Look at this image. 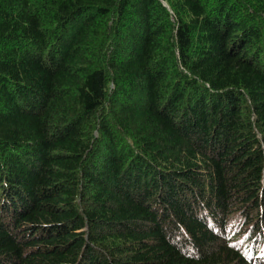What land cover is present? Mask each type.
<instances>
[{"label": "trees", "instance_id": "trees-1", "mask_svg": "<svg viewBox=\"0 0 264 264\" xmlns=\"http://www.w3.org/2000/svg\"><path fill=\"white\" fill-rule=\"evenodd\" d=\"M263 245L264 0H0V264Z\"/></svg>", "mask_w": 264, "mask_h": 264}, {"label": "bare ground", "instance_id": "bare-ground-1", "mask_svg": "<svg viewBox=\"0 0 264 264\" xmlns=\"http://www.w3.org/2000/svg\"><path fill=\"white\" fill-rule=\"evenodd\" d=\"M107 15V14H106Z\"/></svg>", "mask_w": 264, "mask_h": 264}]
</instances>
